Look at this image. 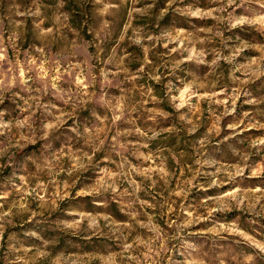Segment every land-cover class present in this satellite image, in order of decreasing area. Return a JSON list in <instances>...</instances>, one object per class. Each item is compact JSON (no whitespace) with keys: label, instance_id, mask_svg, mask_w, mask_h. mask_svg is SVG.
<instances>
[{"label":"rangeland","instance_id":"obj_1","mask_svg":"<svg viewBox=\"0 0 264 264\" xmlns=\"http://www.w3.org/2000/svg\"><path fill=\"white\" fill-rule=\"evenodd\" d=\"M262 76L264 0H0V264H264Z\"/></svg>","mask_w":264,"mask_h":264},{"label":"trees","instance_id":"obj_2","mask_svg":"<svg viewBox=\"0 0 264 264\" xmlns=\"http://www.w3.org/2000/svg\"><path fill=\"white\" fill-rule=\"evenodd\" d=\"M251 85L252 86H264V76H262L261 78L257 79L256 81H254V83H252ZM109 214H111V213H109Z\"/></svg>","mask_w":264,"mask_h":264}]
</instances>
